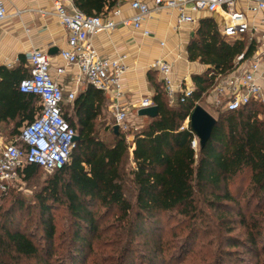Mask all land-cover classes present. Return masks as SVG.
<instances>
[{
    "label": "trees",
    "instance_id": "trees-1",
    "mask_svg": "<svg viewBox=\"0 0 264 264\" xmlns=\"http://www.w3.org/2000/svg\"><path fill=\"white\" fill-rule=\"evenodd\" d=\"M119 2L74 0L76 8L86 15H106ZM254 50L255 44L247 36L227 39L216 22L205 17L190 41L188 53L191 61L208 68L203 74L193 75L194 91L184 102L171 105L164 84L153 80V103L158 106V115L145 116L143 124L129 125L127 130L119 128L118 132L115 119L108 123L104 115V92L92 85L73 102L63 105L64 118L76 130L78 140L69 161L53 171L35 195L42 238L39 241L14 225V210L25 206L15 197L6 207L14 186L0 191V264L18 257L45 261L53 256L55 212L61 209L66 212L73 233L69 264H83L84 257L92 254L100 256L104 245L99 240L111 229L116 237L103 264H166L172 244L165 241L160 217L178 215L190 221L195 231L201 228L197 223L203 214L198 206L201 201L215 209L221 219L229 217L227 204H235L245 232L234 235L231 232L235 228L228 227L229 233L219 234L220 244L228 247L218 246L215 263L222 264L223 257L233 255L232 247H243L261 264L264 119L260 118L257 100L236 111L216 108V116L212 115L217 124L207 144L197 151L191 146V124L188 129H180L194 108L203 106L201 102L211 93L215 77L234 72L237 56L244 52L249 58ZM29 74L22 66L12 70L0 67V127L12 126L9 137H17L23 124L33 121L40 110L34 94L19 90L20 81ZM40 170L44 169L37 164H27L19 170V176L32 182ZM245 178L249 190L244 208L236 201L231 186L236 179ZM110 215L113 221L103 226ZM191 234L180 241L179 250L184 249ZM142 238L145 241L140 244ZM136 254L137 259H132ZM98 259V264H102Z\"/></svg>",
    "mask_w": 264,
    "mask_h": 264
},
{
    "label": "built area",
    "instance_id": "built-area-1",
    "mask_svg": "<svg viewBox=\"0 0 264 264\" xmlns=\"http://www.w3.org/2000/svg\"><path fill=\"white\" fill-rule=\"evenodd\" d=\"M130 0L135 14L115 21L106 15H86L74 4V0H51L55 14L68 32V47L61 51V58L68 65L80 69L81 76L88 84L103 91L111 98V109L115 123L127 130L129 109L122 103L124 96L121 79L126 71L124 57L111 59L102 57L93 45L92 37L100 32L111 31L118 25L142 29L148 36L150 30L143 27L144 21L153 11L175 9L178 23L196 22L195 15L201 12H220L225 18L221 35L227 39L247 36L254 42L255 50L247 58L245 53L237 56L236 69L226 76L217 75L207 99L215 108L236 111L251 100H259L264 93V0ZM20 13V12H18ZM17 13V14H18ZM119 8L113 11L120 15ZM7 17L5 0H0V21ZM30 74L19 83L23 93L34 94L40 110L33 121L21 129L20 134L0 149V191L19 182V170L27 164H37L47 172L61 169L70 159L75 146L76 130L63 115V105L76 98L75 92L67 95L61 82L51 74L50 56L42 50L26 53ZM162 75L165 91L172 103L174 98L184 102L193 94L194 87L177 84L172 77V65L157 60L150 66ZM59 67L57 73L64 74ZM154 105L150 98H143L137 110ZM188 117L181 130L188 129ZM192 148L197 151L200 141L193 131Z\"/></svg>",
    "mask_w": 264,
    "mask_h": 264
},
{
    "label": "crops",
    "instance_id": "crops-1",
    "mask_svg": "<svg viewBox=\"0 0 264 264\" xmlns=\"http://www.w3.org/2000/svg\"><path fill=\"white\" fill-rule=\"evenodd\" d=\"M148 2L154 7L152 0ZM5 4L7 17L0 21V67L12 70L22 66L25 71H30L26 53L42 50L50 56L51 74L61 82L64 93L75 92L77 97L84 92L90 84L81 76L77 66L68 65L60 56L61 51L68 47V32L55 14L51 0H5ZM117 8L121 11L120 15L113 14ZM134 14L130 0H120L108 12L110 18L118 22ZM205 17H211L221 33L225 18L220 12H201L195 15L194 24H179L177 10L162 9L153 11L144 21L143 27L150 30L148 36L143 34L142 29L118 25L111 31L92 37L93 45L102 57H124L126 71L121 79L124 93L122 103L130 111L129 121L134 124L136 121V125L144 123L145 116L138 115L137 105L143 98L153 100V80L162 82V75L150 68L155 61L161 59L170 63L175 83L192 87L193 75L203 74L207 70L208 65L191 61L188 53L190 41ZM59 67L64 69V74L57 73ZM104 95L105 110L113 115L111 98ZM176 98L171 105L177 104ZM206 101L211 105L208 99ZM36 105L39 107L38 102ZM5 137H0L1 141Z\"/></svg>",
    "mask_w": 264,
    "mask_h": 264
},
{
    "label": "rangeland",
    "instance_id": "rangeland-1",
    "mask_svg": "<svg viewBox=\"0 0 264 264\" xmlns=\"http://www.w3.org/2000/svg\"><path fill=\"white\" fill-rule=\"evenodd\" d=\"M264 81V80H263ZM264 84V83H263ZM203 106L213 115L216 116V108L212 105H209L207 101L201 102ZM257 104L261 111L260 118L264 119V93L262 97L257 100ZM224 110V108H221ZM105 117L107 118L108 123L114 122V116L108 111L105 112ZM26 122L23 124V126ZM130 124L136 125L133 121H130ZM12 126L4 128L0 127V137L6 136L4 140L1 141L0 138V149L4 144H7L15 137H9V131ZM132 139V137L130 138ZM52 172H47L45 170H40V173L37 177L33 179L32 182H26L23 178L20 177L19 182L15 183V191L8 197L9 201L7 202L6 207L11 203V199L22 200L25 203V206L20 210H14V225L23 232L31 233L37 240H41V225H40V214L37 208V199L36 193H38L44 184V181ZM232 194L234 195L236 201H240L242 206L245 208L247 206V197L246 194L249 190V181L245 179H236L234 185L231 186ZM209 198V197H208ZM227 214L228 218L221 219L220 214L211 208L206 202L201 201L198 206L201 208L203 214L201 219L198 220V228L193 231V227L188 220H184L178 215H165L160 217V226L162 227L163 233H166L164 238L165 241H169L172 244L168 256L166 258V264H214L217 256V249L220 244L219 234L224 236L228 232V227H234L235 230L231 233L234 235H239L240 233H245L243 226L239 223L240 215L239 209L235 204L229 203ZM255 204L252 205L254 207ZM56 223H57V233L53 246L54 254L51 257H48L47 260H40L38 258H26L18 257L17 259H6V264H69L72 255V244L70 239L72 238L71 229L68 221V216L66 212L61 209L56 212ZM113 221V216L110 215L107 217L106 222L103 224L106 225ZM233 228V229H234ZM191 234L190 240H188L184 249L181 251L177 247L180 241ZM105 234V235H104ZM100 238V244L103 243L102 252L100 256L96 257V254L84 257L83 264H98L97 259L101 260L103 264V259H108L110 255V245L115 240V231L111 229L109 232L104 233ZM193 237V238H192ZM192 238V239H191ZM145 241L144 238L139 240L140 244ZM223 248H227L226 244H223ZM234 251V254L231 256L223 257L222 264H257V259L254 258L251 254L245 252L243 247L231 248ZM217 251V252H216ZM97 252V250H96ZM138 254L132 259H137ZM96 258V259H95ZM260 263L263 264L264 256L260 259ZM147 264V261H145ZM216 264V263H215Z\"/></svg>",
    "mask_w": 264,
    "mask_h": 264
},
{
    "label": "water",
    "instance_id": "water-1",
    "mask_svg": "<svg viewBox=\"0 0 264 264\" xmlns=\"http://www.w3.org/2000/svg\"><path fill=\"white\" fill-rule=\"evenodd\" d=\"M159 113L157 105L140 108L138 110L139 116L156 117ZM190 124L193 131L196 133L200 141V146L204 147L209 141L213 128L217 124V119L209 113L203 106L197 105L191 116ZM115 131L118 132L119 125L114 126ZM78 140V135L75 136L74 141Z\"/></svg>",
    "mask_w": 264,
    "mask_h": 264
}]
</instances>
